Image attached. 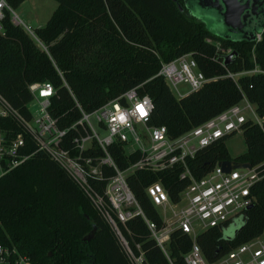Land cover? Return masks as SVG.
<instances>
[{
  "label": "trees",
  "instance_id": "1",
  "mask_svg": "<svg viewBox=\"0 0 264 264\" xmlns=\"http://www.w3.org/2000/svg\"><path fill=\"white\" fill-rule=\"evenodd\" d=\"M24 0H6L13 9ZM45 23L34 28L41 49L18 26L1 20L0 94L19 112L31 100L27 85L49 81L53 88L48 108L61 126L76 118L74 99L91 111L129 88L152 102L148 124L165 126L176 136L243 97L253 105L260 126L251 120L241 125L244 152L231 157L226 137L201 148L185 163L193 177L216 162L231 160L257 166L260 178L249 189L253 197L241 216V227L223 236L229 226H214L198 233L195 241L212 261L264 230V29L258 41H229L211 34L205 25L178 9L173 0H54ZM214 43H217L214 44ZM233 52L229 63L222 58ZM190 53L208 81L176 98L162 77L160 61ZM232 80L226 75L248 71ZM215 78V79H212ZM0 130L20 131L10 119L0 118ZM230 136V135H229ZM31 150L30 143L27 144ZM112 156L119 168L124 158L118 148ZM133 157H129L132 161ZM137 202L157 226L161 221L144 193L159 181L170 200L187 184L178 170H136L126 178ZM102 184V182H101ZM100 184L95 188L100 191ZM231 226V225H230ZM122 233L134 249L137 243L146 264H186L183 254L191 239L178 229L169 236L168 259L149 237L138 217L125 223ZM90 235L88 239L86 236ZM0 243L14 246L32 264H128L115 236L67 174L46 155L37 152L0 176Z\"/></svg>",
  "mask_w": 264,
  "mask_h": 264
},
{
  "label": "built area",
  "instance_id": "2",
  "mask_svg": "<svg viewBox=\"0 0 264 264\" xmlns=\"http://www.w3.org/2000/svg\"><path fill=\"white\" fill-rule=\"evenodd\" d=\"M4 14L8 15L12 25L20 27L39 43L34 29L16 15L6 0H0V31ZM259 38L260 34L255 41ZM229 52L227 49L224 53ZM259 71L254 66L248 71H227L226 75L236 80L242 74ZM156 74L173 87L176 98L197 90L209 80L197 69L190 53L160 61ZM180 85L186 90H181ZM27 88L31 100L25 114L0 94V118L12 120L20 130L13 136L8 135L12 130H0V176L37 152L46 155L67 174L108 224L128 264H146L139 244L135 243L133 250L122 233V228L128 232L125 223L135 217L142 220L149 237L167 259L170 233L178 229L191 239L183 254L186 264H264V237L261 235L236 245L212 261L203 256L195 241V236L207 228L241 222L244 209L253 200L249 189L260 178L257 166L224 172L216 162L201 176L193 177L185 163L186 158L193 157L201 148L241 132V125L246 120L260 126L261 120L253 105L244 97L209 119L176 136H169L165 126L148 124L152 102L147 95H138L135 88L123 91L91 111L83 110L71 95L77 116L65 126H61L59 118L48 110L54 93L51 83L32 82ZM245 113L250 117H245ZM114 148L128 158L123 168L117 166L112 156ZM129 157L133 160L129 161ZM136 170H178V178L188 181L177 193L175 201L168 198L159 181L144 187L148 201L160 218V226L146 216L127 184V176ZM98 184L100 191L95 188ZM166 210L173 220L163 214ZM0 264L32 262L14 246L0 243Z\"/></svg>",
  "mask_w": 264,
  "mask_h": 264
},
{
  "label": "water",
  "instance_id": "3",
  "mask_svg": "<svg viewBox=\"0 0 264 264\" xmlns=\"http://www.w3.org/2000/svg\"><path fill=\"white\" fill-rule=\"evenodd\" d=\"M179 10H188V15L201 21L207 30L216 37L224 40L255 41L258 34L264 29V0H182L181 6L173 0ZM206 20L209 21L207 25ZM233 52L223 56L222 64L227 65ZM221 170L228 172L234 168H249L247 162L231 160L219 161ZM249 207V206H248ZM232 237L241 227L236 221L232 226ZM90 235L86 236L88 239Z\"/></svg>",
  "mask_w": 264,
  "mask_h": 264
},
{
  "label": "rangeland",
  "instance_id": "4",
  "mask_svg": "<svg viewBox=\"0 0 264 264\" xmlns=\"http://www.w3.org/2000/svg\"><path fill=\"white\" fill-rule=\"evenodd\" d=\"M56 6V2L54 0H24L22 3H20L16 8H14V12L16 15L29 27L32 29L36 27L42 26L45 21L48 19L49 15L53 11V9ZM194 16V15H192ZM195 17V16H194ZM207 25L209 24V21L206 20ZM37 46L41 49L43 48V45L40 43H37ZM217 45V43H214ZM169 90L171 93L177 97L175 90L172 86L167 84ZM181 90H186L184 86L180 85ZM245 117H250L248 113H245ZM226 151L231 157H234L236 155H239L240 153L244 152L245 146L242 140L241 132H235L228 136L224 142ZM163 214L166 215V218L169 220H173V216L171 213L166 210L163 212ZM233 227L227 226L223 230V236H230L232 233ZM262 237H264V230L261 234Z\"/></svg>",
  "mask_w": 264,
  "mask_h": 264
},
{
  "label": "flooded vegetation",
  "instance_id": "5",
  "mask_svg": "<svg viewBox=\"0 0 264 264\" xmlns=\"http://www.w3.org/2000/svg\"><path fill=\"white\" fill-rule=\"evenodd\" d=\"M177 2H178L181 6H183L182 0H177ZM183 11L186 12V13H188V10H187L186 8H183Z\"/></svg>",
  "mask_w": 264,
  "mask_h": 264
}]
</instances>
